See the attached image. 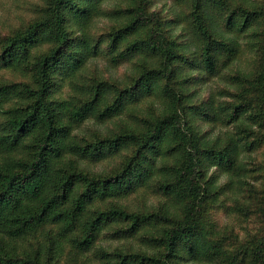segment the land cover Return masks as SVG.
I'll return each instance as SVG.
<instances>
[{"label": "trees", "instance_id": "obj_1", "mask_svg": "<svg viewBox=\"0 0 264 264\" xmlns=\"http://www.w3.org/2000/svg\"><path fill=\"white\" fill-rule=\"evenodd\" d=\"M171 1L16 0L0 264H264V0Z\"/></svg>", "mask_w": 264, "mask_h": 264}, {"label": "rangeland", "instance_id": "obj_2", "mask_svg": "<svg viewBox=\"0 0 264 264\" xmlns=\"http://www.w3.org/2000/svg\"><path fill=\"white\" fill-rule=\"evenodd\" d=\"M155 8L161 9L163 8L164 11H168L169 14L173 15L176 14L179 11V8L173 5L171 0H156ZM22 12L20 8L16 6V0H2L0 1V29L5 28L12 23L14 24V15H19ZM174 13V14H173ZM182 28H178L175 33H180ZM244 62H247V57L244 60ZM92 64V65H91ZM243 65V63H240ZM90 67H92L93 70L97 69L98 71L104 72L107 76L115 77V78H121L124 74V72L127 70L126 67H121L119 69H114L106 61L99 60L97 62L90 63ZM91 69V70H92ZM216 86L215 82H209L207 84H202L198 88L199 95L198 97H208L212 91V89ZM204 130H209L212 132L213 136H217L219 134H223L225 129L221 128H213V130H210L208 126L203 127ZM134 204L137 205L136 201H130V205ZM213 220L217 222L220 226L224 224L231 223V219L226 215V212L223 210L222 212H218L215 216H213ZM252 227V226H251Z\"/></svg>", "mask_w": 264, "mask_h": 264}]
</instances>
